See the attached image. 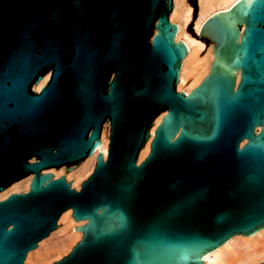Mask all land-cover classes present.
I'll list each match as a JSON object with an SVG mask.
<instances>
[{"label":"water","instance_id":"1","mask_svg":"<svg viewBox=\"0 0 264 264\" xmlns=\"http://www.w3.org/2000/svg\"><path fill=\"white\" fill-rule=\"evenodd\" d=\"M173 5L0 0V193L33 177L0 200V264H24L70 210L82 238L51 264H205L264 228V0L206 21L215 56L189 93ZM107 125V160L77 190L65 175Z\"/></svg>","mask_w":264,"mask_h":264},{"label":"bare ground","instance_id":"2","mask_svg":"<svg viewBox=\"0 0 264 264\" xmlns=\"http://www.w3.org/2000/svg\"><path fill=\"white\" fill-rule=\"evenodd\" d=\"M239 1L241 0H198V15L195 21L196 36L194 37L190 36L185 31L186 25L191 21L192 18L193 6L187 0H173L174 5L171 11L170 20L173 23H176L178 26L175 40L183 41L188 48V52L182 60L181 72L177 83V89H179L178 91L181 90L189 93L201 83L202 79L210 71L211 64L215 56L214 44L211 43L207 53L202 56L201 52L204 49L205 44L203 41L196 40L198 34H200L204 29L206 21L213 15L225 16L226 14L230 13L232 6L236 5ZM187 77H190V83L185 85L184 83L186 82ZM103 131L105 132L101 137L99 148L84 162L83 168L72 171L68 175V177L74 175L76 176V180H73V182L70 180L72 182V187L74 184V186H80L81 188L82 182L87 179L91 172H93L99 153H102L104 159L107 160L110 125L103 127ZM42 172H53L54 178H58L61 175H64V167ZM32 178L33 177H30L20 182H16L2 191L0 193V200L7 198L11 192L15 193L13 191H18V185L21 182L25 183L26 189H30ZM72 212L73 210L66 211L60 216L61 223H65V225L59 227L58 223L57 227H59V231L67 230L68 232L69 228L70 234L64 236V238H62L58 243L60 247L57 248L59 249V252L56 255H61L66 251H68V254L72 247L78 242L77 240L82 238V236H76V233L79 230L78 226L83 225L86 222H73ZM54 233H58V231ZM54 233H52V235ZM50 237L45 238L38 244V250L28 252V258L26 256L27 260L25 259L26 262L24 261L25 264H45L50 260L48 256L50 254V250L54 248L53 245L48 244ZM262 261H264V228L260 232L245 237H231L220 249L204 255L205 264H258Z\"/></svg>","mask_w":264,"mask_h":264},{"label":"rangeland","instance_id":"3","mask_svg":"<svg viewBox=\"0 0 264 264\" xmlns=\"http://www.w3.org/2000/svg\"><path fill=\"white\" fill-rule=\"evenodd\" d=\"M188 1V0H187ZM197 15H198V12H197ZM196 18H197V16H196ZM196 18L194 19V8H193V13H192V18H191V21L186 25V27H185V31H186V33L187 34H189L190 36H194V34L193 33H191L190 31H192V32H194L195 34H196V30H195V21H196ZM195 37V36H194ZM204 42V44H205V46H204V49L202 50V52H201V55L202 56H204L206 53H207V50H208V48L211 46V43H207V42H205V41H203ZM190 83V77H187L186 78V82L184 83L185 85H188ZM179 90V89H178ZM181 91V90H180ZM92 173V172H91ZM58 177V176H57ZM66 177H67V179L70 181H72L73 182V180H76V176L74 175V176H71V177H68V175H66ZM86 178V177H85ZM84 178V179H85ZM83 179V180H84ZM82 180V181H83ZM20 182V181H19ZM73 187H75V188H77V189H80V186L79 187H76V186H74V184H73ZM18 188L19 189H17L18 191H13V192H23V191H27L28 189H26V187H25V183L24 182H21V183H19V185H18ZM12 193V192H11ZM72 211V210H71ZM59 223V227L60 226H64L65 225V223H61V221L60 222H58ZM58 227V228H59ZM55 232H57V231H55ZM70 232V229L68 228V232H67V230H65V231H58V233H54L53 235L51 234L49 237H50V240L48 241V244H50V245H53V249H51L50 250V254H49V258H50V260L48 261V262H46L45 264H49V263H51L52 261H55V260H58L59 258H61L62 256H64L65 254H67V252L68 251H66V252H63L61 255H56L59 251V249H57L58 247H60V245H58V243L61 241V239L62 238H64V236H67L68 234H70L69 233ZM49 237H47V238H49ZM80 239V238H79ZM78 239V240H79ZM77 240V241H78ZM76 241V242H77ZM75 242V243H76ZM74 243V244H75ZM27 258H28V256H27ZM27 258H26V260H27ZM26 260H25V262H26ZM25 264V263H24Z\"/></svg>","mask_w":264,"mask_h":264},{"label":"trees","instance_id":"4","mask_svg":"<svg viewBox=\"0 0 264 264\" xmlns=\"http://www.w3.org/2000/svg\"><path fill=\"white\" fill-rule=\"evenodd\" d=\"M188 2L193 6L194 8V19L197 16V12H198V0H188ZM191 33L194 34V36H196V34L192 31H190ZM205 42H207L208 40L205 38H202ZM208 43V42H207Z\"/></svg>","mask_w":264,"mask_h":264}]
</instances>
